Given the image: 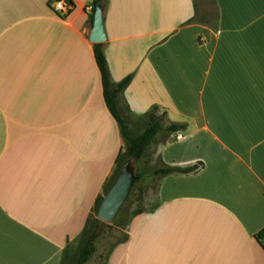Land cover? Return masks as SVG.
Returning <instances> with one entry per match:
<instances>
[{"label": "crops", "instance_id": "0c3cea01", "mask_svg": "<svg viewBox=\"0 0 264 264\" xmlns=\"http://www.w3.org/2000/svg\"><path fill=\"white\" fill-rule=\"evenodd\" d=\"M0 0V264H61L124 151L93 54V0ZM99 0L120 109L153 106L185 131L158 148L195 171L159 179L155 204L107 264H264V0ZM65 264V263H64Z\"/></svg>", "mask_w": 264, "mask_h": 264}, {"label": "trees", "instance_id": "16d2710c", "mask_svg": "<svg viewBox=\"0 0 264 264\" xmlns=\"http://www.w3.org/2000/svg\"><path fill=\"white\" fill-rule=\"evenodd\" d=\"M99 0H93V4L91 7L92 13L90 15L91 22L93 21L94 11L96 9V3ZM71 2V1H70ZM93 54L95 63L100 73L101 77V85H102V94L104 103L113 116V118L117 121L121 135L124 140V151L119 152L116 158V168L112 176L107 179L104 184L103 192L105 193L108 188L113 183L118 171L122 167L123 162L127 158H133L136 163V176L137 180L132 185L131 191L136 186L137 183L145 181L146 179L150 180H159L164 176H168L170 174L175 173H190L195 171L197 165H191L187 167H177L171 166L164 163L162 160L159 161L156 165L150 167L148 164L150 162L151 151L150 148L152 144L155 142V139L158 135L163 136L162 140L167 139L170 135L177 134L185 131L187 124L185 122H173L166 118V113L161 112L160 114H156L158 111V107L153 106L150 110L143 114L146 122L144 124V128L140 133H134L125 117L121 113L120 110V99L122 97V93L125 88L129 84L132 76L128 75L121 79L118 82L113 81L107 59L105 56L104 48L102 43H94L93 44ZM131 191L125 202L129 201L131 198ZM101 196H99L95 202L94 212L95 216L88 217L85 223V226L79 236V246L77 250V254L72 260L71 264H86L93 254L96 251V242L103 231L104 226L106 225L102 223L99 219L96 218V212L98 205L101 200ZM125 208V203L122 205L119 213L116 218L112 222V224L120 226V227H128L130 221L133 217L143 212L144 209L137 208L132 211L130 214L123 217V210ZM264 236V228L261 229L256 238L258 241ZM128 240L127 233L125 234L124 239L122 240V244H125ZM70 249L65 248L63 250V257L61 264H64L65 261L69 258Z\"/></svg>", "mask_w": 264, "mask_h": 264}, {"label": "rangeland", "instance_id": "374dc122", "mask_svg": "<svg viewBox=\"0 0 264 264\" xmlns=\"http://www.w3.org/2000/svg\"><path fill=\"white\" fill-rule=\"evenodd\" d=\"M197 8L199 11V17L207 20L209 22V27L211 24L215 23L216 15H217V8L215 3L212 0H196ZM121 110V109H120ZM122 113V112H121ZM161 111L158 109L156 114H160ZM125 117L130 129L134 133H140L144 128V124L146 119L137 120L132 118L131 115L126 114L125 112L122 113ZM167 118V116H166ZM173 137L170 135L167 139ZM163 136L158 135L155 139V142L152 144L150 151V162L149 166L152 167L159 163L161 160L158 154V148L162 143H165L167 139L162 140ZM136 165V163H135ZM137 170V168H136ZM159 180H150L146 179L145 181L139 182L131 191V198L129 201L125 202V208L123 212V217L130 214L137 208L148 209L151 208L156 202V195H157V185ZM104 192L102 193V195ZM101 195V197H102ZM95 216L94 208L91 211L89 217ZM104 226L103 231L101 232L97 242H96V251L91 257V259L86 264H107L110 256L114 253L115 250L123 247L121 243L127 233V227H120L114 225L112 223L106 224ZM79 246V239L73 242L69 246L70 255L69 258L65 261V264H71L72 260L77 254Z\"/></svg>", "mask_w": 264, "mask_h": 264}, {"label": "water", "instance_id": "95a60500", "mask_svg": "<svg viewBox=\"0 0 264 264\" xmlns=\"http://www.w3.org/2000/svg\"><path fill=\"white\" fill-rule=\"evenodd\" d=\"M90 40L93 43H102L105 40L100 11H96L94 14ZM136 180L135 162L133 158H127L123 162L111 186L102 195L97 208L96 218L102 223H112L128 198L132 185Z\"/></svg>", "mask_w": 264, "mask_h": 264}, {"label": "built area", "instance_id": "2783aa9c", "mask_svg": "<svg viewBox=\"0 0 264 264\" xmlns=\"http://www.w3.org/2000/svg\"><path fill=\"white\" fill-rule=\"evenodd\" d=\"M52 7L55 11L60 13H68L72 10V3L69 0H52ZM264 247V236L259 241Z\"/></svg>", "mask_w": 264, "mask_h": 264}]
</instances>
